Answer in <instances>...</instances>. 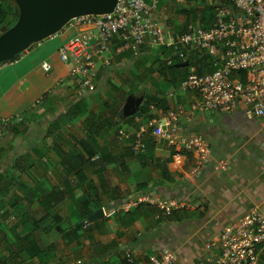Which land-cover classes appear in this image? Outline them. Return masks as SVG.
<instances>
[{"label": "crops", "instance_id": "0c3cea01", "mask_svg": "<svg viewBox=\"0 0 264 264\" xmlns=\"http://www.w3.org/2000/svg\"><path fill=\"white\" fill-rule=\"evenodd\" d=\"M166 4L159 16L165 39L174 42L186 25L179 31L166 23ZM74 32L65 27L30 45L18 62L0 66L2 263L12 250L29 253L22 264H147L165 251L176 254L175 264L205 263L206 244L216 242L225 224L252 207L264 212L258 119L243 111L196 110L199 93L179 84L191 67L211 69V59L193 58V51L182 61L162 45L156 53L145 44L120 49L113 39L95 57L94 91L80 93L70 64L58 56ZM138 90L137 111L121 117L125 99ZM15 115L22 120L10 118ZM168 120L179 134L203 136L210 160L156 136L154 125ZM137 135L143 150H134ZM50 193L61 199L44 209ZM144 196L184 207L164 212L136 201ZM98 208L103 215L87 219ZM256 264H264L262 253Z\"/></svg>", "mask_w": 264, "mask_h": 264}, {"label": "built area", "instance_id": "2783aa9c", "mask_svg": "<svg viewBox=\"0 0 264 264\" xmlns=\"http://www.w3.org/2000/svg\"><path fill=\"white\" fill-rule=\"evenodd\" d=\"M159 1L116 0L111 12L73 17L64 25L63 28H72L75 32L61 43L58 56L63 63L70 64L69 74L78 83L80 93L94 91L95 57L104 52L113 39L121 44L120 49L143 44L150 48L167 46L175 50L182 61L186 60L188 52L196 51L211 59L212 69L198 73L191 67L179 84L182 91L199 93L194 108L202 112L250 113L258 119L264 135V0H198L214 6L212 23L206 27L199 22L189 23L174 42L165 39V25L157 10ZM170 1L185 4L194 0ZM23 51L0 62V66L18 62ZM167 63L171 61L167 60ZM40 66L45 72L51 69L46 61ZM40 100L41 97L36 102ZM10 118L22 120L20 115ZM153 133L177 143L186 151L197 152L202 162L210 160L207 140L199 134H179L170 120L163 125H154ZM133 146L136 151L145 148L139 135ZM261 154L264 161V143ZM142 199L164 212L184 207L173 200L154 201L148 196L136 201ZM206 249L205 263L198 264H256L260 254L264 255V212L256 207L248 209L242 216L225 224L216 242L207 243ZM126 256V260L132 263ZM175 262L176 254L165 251L159 256H150L147 264Z\"/></svg>", "mask_w": 264, "mask_h": 264}, {"label": "water", "instance_id": "95a60500", "mask_svg": "<svg viewBox=\"0 0 264 264\" xmlns=\"http://www.w3.org/2000/svg\"><path fill=\"white\" fill-rule=\"evenodd\" d=\"M18 7V16L12 26L0 33V62L10 60L57 32L73 17L85 14L111 12L116 0H13ZM185 64V63H184ZM142 97L129 95L121 110V117L133 115ZM103 215L98 208L87 219Z\"/></svg>", "mask_w": 264, "mask_h": 264}, {"label": "rangeland", "instance_id": "374dc122", "mask_svg": "<svg viewBox=\"0 0 264 264\" xmlns=\"http://www.w3.org/2000/svg\"><path fill=\"white\" fill-rule=\"evenodd\" d=\"M12 2V0H8ZM164 1H166L164 3ZM168 3V4H166ZM166 4V10L164 13V20L167 21L166 23H170L171 25H174L176 30H181L184 25L187 26L189 23H194V22H199L200 23V18L201 15L206 14L208 9L206 8L205 3H200L198 0L194 1H188L185 4H178V3H173L167 0H160L157 4V10H160L161 6H164ZM212 13H214L213 9H211ZM210 13V12H209ZM202 25V23H200ZM180 27V29L178 28ZM55 40L54 45L55 47L59 46V42H56ZM158 47L150 48L148 47V51H153L156 53L158 51ZM193 52V51H192ZM199 55L198 52L191 53V56L195 58V56ZM135 96H143V93L141 91H135L134 93ZM10 241L15 245V247H20V242L18 239H16L15 236L12 234H9ZM1 246V244H0ZM12 249V248H11ZM18 249V248H16ZM15 252H12L9 254L8 258L2 263V256L0 252V264H22V261L20 260L22 257L28 258L29 253L21 252V251H16L12 250ZM26 261V260H25ZM48 261V260H47Z\"/></svg>", "mask_w": 264, "mask_h": 264}, {"label": "trees", "instance_id": "16d2710c", "mask_svg": "<svg viewBox=\"0 0 264 264\" xmlns=\"http://www.w3.org/2000/svg\"><path fill=\"white\" fill-rule=\"evenodd\" d=\"M206 8L208 9L207 13L201 15V18H200V23H202L203 27H206L209 24H211L212 19H213V13L211 9H213L214 6L206 4ZM17 16H18V7L13 0L12 2L8 0H0V33H2L7 28L12 26L13 23L16 21ZM208 59L210 61V58ZM202 60H203V57L201 58V61ZM211 69H207V70H211ZM197 72L201 73L202 70L198 67ZM60 199H61V196L58 193H50L47 196H45V198L43 199L42 207L44 209H48L49 207H51V205L55 204V202Z\"/></svg>", "mask_w": 264, "mask_h": 264}]
</instances>
